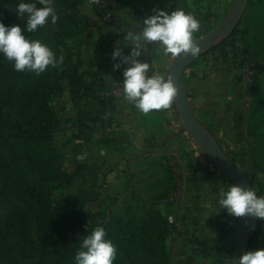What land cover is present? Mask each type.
<instances>
[{"label": "rangeland", "instance_id": "1", "mask_svg": "<svg viewBox=\"0 0 264 264\" xmlns=\"http://www.w3.org/2000/svg\"><path fill=\"white\" fill-rule=\"evenodd\" d=\"M90 1L53 0L56 23L49 21L35 32H26V37L41 40L57 57L63 56L58 66H49L42 73L41 86L33 87L23 75L12 81L0 78V158L10 179L6 186L0 185V227L7 239L5 243L0 241V264L65 263L60 260L65 254L63 249L58 250L60 247L41 249L38 209L23 184L40 190L48 211L62 220V237L65 244L72 243L73 258L84 235L97 225H109L136 229L150 249V255L138 252L134 262L116 247L114 264H181L188 260H181L183 255L190 256L195 264H230L241 217H232L224 209L218 212L216 200L219 191L232 183L189 135L180 131L182 124L173 104L179 139L170 138L167 143L165 136L155 143L147 141L143 150L138 148L131 154L119 146V140L107 137L102 142L98 137L94 129L98 124L111 127L114 123L113 106L121 100L123 72L129 64L124 57L130 56L135 43L132 37L140 32L132 20L136 15L133 9L140 1ZM234 1L195 3L200 21V29L194 34L196 43L224 23ZM32 2L42 6L38 0ZM15 3L3 1L8 13L15 14ZM19 21L24 29L25 20L19 17ZM113 41L122 46L121 55L114 59L119 61L118 76L91 92L100 71L86 61L84 54L98 52L91 59H112L113 46L106 44ZM99 44L105 47L97 51ZM139 57L141 54L132 58ZM0 61L12 64L2 55ZM194 67H202L204 73L211 69L217 82L211 90L216 103L199 122L245 175L251 188L264 195V79L259 78L264 74V0H246L232 33L184 69L183 87L185 76ZM250 67L256 70V76L247 86L246 71ZM115 87L119 88L117 93L112 92ZM99 140L100 145L116 150L121 161L133 158L136 181L147 182L142 189L146 198L136 192L141 185L133 190L142 204L133 208L125 202L116 208L99 191L95 160ZM142 152L150 155L148 160L135 157ZM117 170L126 174L128 164ZM126 181L130 180L123 181L124 190L129 188ZM263 228L264 221L257 220L247 251L263 239ZM18 233L30 242V251L21 249ZM182 250L183 255H179Z\"/></svg>", "mask_w": 264, "mask_h": 264}, {"label": "clouds", "instance_id": "2", "mask_svg": "<svg viewBox=\"0 0 264 264\" xmlns=\"http://www.w3.org/2000/svg\"><path fill=\"white\" fill-rule=\"evenodd\" d=\"M19 0L15 13L25 20L23 32H35L38 27L49 21L55 24L58 15L53 0ZM143 19V27L138 35H134L135 47L130 57L140 55L142 43L156 42L159 55L173 59L183 56H196L200 49L194 34L200 29V21L183 8L170 12L160 9ZM0 55L12 63L18 72L30 71L36 75L45 72L49 66L56 67L63 60L57 57L48 44L39 39H30L22 33L19 25H5L0 20ZM121 55L120 49H115L113 59ZM124 57L130 63L123 72L121 82L122 98L132 104L137 110L148 114L152 110L168 109L175 100L178 89L171 76L160 72L148 75L149 65L135 58ZM114 69L119 65H114ZM216 204L232 217L251 216L264 221V195H258L250 187L239 184H228L219 191ZM117 248L111 239L107 238L106 229L95 226L90 233L80 240L79 250L75 252V264H114ZM230 264H264V248L245 251L238 260Z\"/></svg>", "mask_w": 264, "mask_h": 264}, {"label": "crops", "instance_id": "3", "mask_svg": "<svg viewBox=\"0 0 264 264\" xmlns=\"http://www.w3.org/2000/svg\"><path fill=\"white\" fill-rule=\"evenodd\" d=\"M139 4L136 3V8L133 9L134 15L132 20L135 25L140 28V31L143 27V19L149 15L154 14L153 10L160 9L166 12H170L177 8H183L186 12H190L198 18V11L195 7V3H199L201 1L208 0H139ZM90 16H94L92 12H89ZM116 33L113 34L115 36ZM135 42V40H134ZM136 43V42H135ZM134 43V47H135ZM106 45L113 46V51L115 49H122V46L113 41L108 42ZM97 51L100 47H105V45H97ZM133 47V48H134ZM90 50H94V46L90 47ZM140 54L142 57H139L140 62L147 63L149 65L148 75H152L153 72H160L161 74H167V67L170 64L171 57H163L159 55V50L156 47V42L153 43H142L140 49ZM84 54L87 57L86 61L92 62L95 64L96 71L99 70V74L97 75L96 85L91 92H97L101 88V84L103 82L107 83L108 81L114 80L116 76H118L119 68L114 69V65H117L119 61L112 59H106L105 61L99 57L95 59H91V55L93 53ZM98 53V52H97ZM96 53V54H97ZM93 54V55H96ZM130 57V56H129ZM132 58V57H130ZM120 64V63H119ZM91 66V65H88ZM130 66V63L127 67ZM202 67H194L190 71V75L185 76L184 82V90L186 96L188 98L190 107L196 117V119L202 122V118L204 116V112H210L213 109L216 101L213 99V94L211 90L213 89L212 85H216L217 82L213 80V72L210 69L209 72H202ZM204 78L205 81H202ZM113 124L111 127H106L103 125H97L94 129L98 131L97 135L101 138L103 142L104 139L112 138L120 141L119 146L126 149L127 152H134L136 149L143 150L147 141H151L153 143L157 142L159 139L164 138L168 143L169 139L172 140L179 139L177 136L180 131H176L175 125L177 124L176 118L173 114L172 107L168 109H160V110H152L148 114H144L137 110L132 104L126 102L121 95V100L117 102L113 106ZM207 114V113H206ZM122 115V116H121ZM121 116V117H120ZM176 131V132H175ZM173 137V138H172ZM100 140L98 141V147L100 148L96 153L95 160L97 161L98 166V178L97 185L100 186V192L102 195L107 197L109 204L116 208H120L121 204L128 203L133 208L138 206V204H142L140 197H136L133 194V190L135 187L141 185V190L136 191L139 194H143V190L147 186V182L144 180L136 181V174L133 173V169L131 165L133 164V158L128 161H121L119 155L116 150L107 149L104 145H100ZM146 143V144H145ZM116 144L112 143L111 147L115 149ZM132 154V153H131ZM150 156V155H149ZM148 154L142 152L135 157L141 161L148 160ZM155 158V155H152ZM126 164H128L129 172L123 174L122 172H118L117 169L126 168ZM112 170V171H111ZM132 173V174H131ZM126 181L129 184V188L124 190L122 188L123 181ZM143 184V186H142ZM120 190V191H119ZM119 191V192H118ZM127 192V193H126ZM126 193V195H124ZM124 195V196H123ZM123 197V198H122ZM126 200H124V198ZM145 196L144 198H146ZM162 206V205H161ZM263 239L257 243L253 247V250L264 248V228L262 230ZM183 251L179 253V255H183ZM190 256H184L181 260L188 259L186 262L181 261V264H195L194 260L191 259ZM178 258V256H177ZM179 260V258H178ZM207 264V263H206Z\"/></svg>", "mask_w": 264, "mask_h": 264}, {"label": "water", "instance_id": "4", "mask_svg": "<svg viewBox=\"0 0 264 264\" xmlns=\"http://www.w3.org/2000/svg\"><path fill=\"white\" fill-rule=\"evenodd\" d=\"M245 7L246 0H235L233 8L224 23L206 34L197 42L200 49L199 53L196 56L189 55L173 59L169 64L166 77L171 76L178 89V94L173 101V105L182 124V129L180 131L186 132L187 135H189L201 153H203L205 157L215 165L217 171L230 183L251 188L245 175L229 161L211 134L194 117L184 87L181 83V76L184 69L193 60L232 33L243 14ZM256 228L257 219L255 217H241V223L235 234L232 260H238V258L247 251L248 243Z\"/></svg>", "mask_w": 264, "mask_h": 264}, {"label": "trees", "instance_id": "5", "mask_svg": "<svg viewBox=\"0 0 264 264\" xmlns=\"http://www.w3.org/2000/svg\"><path fill=\"white\" fill-rule=\"evenodd\" d=\"M5 3H15L16 6L17 0H0V20H2L5 25H20L19 17L15 14H10L6 11ZM3 6V7H2ZM22 33L26 36V32ZM18 75H23L28 80L29 83L35 86H41L39 83L42 73L40 75H36L30 71L18 72L14 70L12 64L0 61V78L8 81L14 80ZM260 79H264V74H260ZM35 121V120H31ZM10 183V179L4 169L3 163L0 158V185L6 186ZM26 193L33 199L38 209V222H39V236L41 242V249L46 251L49 248L60 247L58 250L63 249L65 254L60 258V260L64 264H74L73 252L74 248H72V243L65 244V238L62 237V220L56 216H54L51 212L48 211L45 201L44 194L29 184H23ZM106 229L107 238L111 239L116 247L121 248L123 252L133 259L138 252L146 253V255H150L149 246L146 245L144 236L138 232L136 229L130 227L128 229H124L117 226H109V225H101ZM91 232V231H90ZM89 232V233H90ZM19 246L22 250L28 252L30 251V242L26 239L25 235L22 233H18L17 235ZM0 241L5 243L7 241L2 228L0 227ZM67 249V250H66ZM71 252V255L68 257V254Z\"/></svg>", "mask_w": 264, "mask_h": 264}, {"label": "built area", "instance_id": "6", "mask_svg": "<svg viewBox=\"0 0 264 264\" xmlns=\"http://www.w3.org/2000/svg\"><path fill=\"white\" fill-rule=\"evenodd\" d=\"M95 1L96 0H91L90 2L93 3ZM255 76H256V70L253 67L248 68V70L246 71L245 85L251 86L254 83ZM118 89L119 88L115 87L112 92L117 93ZM168 222H169V224L174 223L172 217H168Z\"/></svg>", "mask_w": 264, "mask_h": 264}]
</instances>
